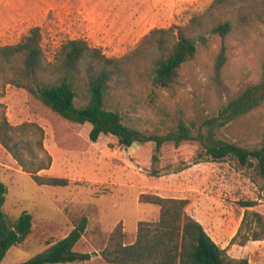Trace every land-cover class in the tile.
<instances>
[{"label":"rangeland","instance_id":"obj_1","mask_svg":"<svg viewBox=\"0 0 264 264\" xmlns=\"http://www.w3.org/2000/svg\"><path fill=\"white\" fill-rule=\"evenodd\" d=\"M213 2L0 0V45L18 44L32 28L40 27L49 61H54L64 43L77 39L101 48L108 57L121 58L153 30L184 26ZM226 44L228 61L220 80L215 77V62L222 40L212 37L207 46L199 48L196 59L183 67L174 89L138 85L130 95L114 94L110 108L120 112L127 126L147 134H166L181 120L198 132L207 120L219 115L223 105L262 76L264 23H255L245 34L231 35ZM1 102L11 124L34 122L43 127L44 147L52 165L40 175L69 180L66 187L36 184L0 144V181L8 188L4 211L13 221L24 212L33 217L31 234L8 252L2 264L31 260L66 238L83 217L88 219L87 228L74 251L89 253L92 259L66 264H108L101 254L118 225L126 233L125 243L132 244L140 222H155L160 217L161 208L143 203L142 194L188 199L187 213L228 251H240L230 241L241 226L243 203L255 202L250 210L264 216V180L255 167L242 166L235 157L214 160L198 142L168 143L160 150L154 142L128 148L119 138L102 135L93 143L90 124L80 132L90 143L88 150H66L58 146L50 122L31 113L24 89L7 86ZM217 137L246 149L261 148L264 106L217 130ZM27 138L35 140L30 135ZM247 245L244 253L230 255L247 258L246 254L253 263H264V241Z\"/></svg>","mask_w":264,"mask_h":264},{"label":"trees","instance_id":"obj_2","mask_svg":"<svg viewBox=\"0 0 264 264\" xmlns=\"http://www.w3.org/2000/svg\"><path fill=\"white\" fill-rule=\"evenodd\" d=\"M257 22L264 23V0H214L205 13L184 26L153 30L124 57H108L101 48L77 39L64 43L54 61H49L43 50L41 28H32L18 44L0 45V144L36 184L69 185L68 179L40 175L52 165L44 147L43 127L34 122L13 125L8 120L1 99L7 86H14L27 92L31 113L50 122L56 142L63 149L87 151L90 143L80 132L90 124L93 143L102 135L115 136L128 148L135 143L154 142L160 150L168 143L180 146L198 142L214 160L235 157L242 166L255 167L264 180V144L261 148L246 149L217 137V130L234 125L264 106V62L260 81L229 100L219 115L207 120L198 132L181 120L166 134H147L127 126L120 112L110 108L114 94L130 95L138 85L150 83L156 89H174L183 67L196 59L199 48L207 46L212 37L222 40L215 62V77L220 80L228 61L227 39L233 34H245ZM29 135L35 140H29ZM7 194V186L0 181V264L14 246L25 241L33 227V217L28 212L16 221L6 215ZM140 199L161 208L159 219L140 222L132 244L125 243L126 233L118 225L101 254L106 263L264 264L234 258L228 248L220 247L204 226L187 213L188 199L153 194H142ZM255 206L252 201L243 203L241 226L230 245L244 247L249 242L264 241V216L250 210ZM87 223L88 219L83 217L66 238L22 264L91 260V254L74 251Z\"/></svg>","mask_w":264,"mask_h":264},{"label":"crops","instance_id":"obj_3","mask_svg":"<svg viewBox=\"0 0 264 264\" xmlns=\"http://www.w3.org/2000/svg\"><path fill=\"white\" fill-rule=\"evenodd\" d=\"M218 244V243H217ZM219 245V244H218ZM220 246V245H219ZM220 247H222V248H227L226 246H220ZM239 248V250L240 251H238V250H236V249H233L232 251H228L229 252V254H232V256H238V255H235L234 253H244L245 252V250L247 249V248H249V246L248 245H246V246H244V247H241V246H239L238 247ZM234 252V253H233ZM243 255V254H242ZM245 257H247V259H248V256L245 254ZM240 259V258H239ZM249 261L250 262H252V260L249 258ZM254 263H256V262H254Z\"/></svg>","mask_w":264,"mask_h":264}]
</instances>
